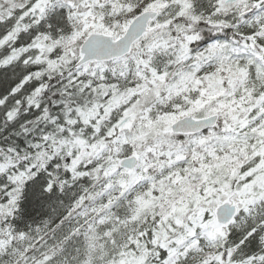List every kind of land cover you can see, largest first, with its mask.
<instances>
[{"label":"snow or ice","instance_id":"6c2138e0","mask_svg":"<svg viewBox=\"0 0 264 264\" xmlns=\"http://www.w3.org/2000/svg\"><path fill=\"white\" fill-rule=\"evenodd\" d=\"M0 264H264V0H0Z\"/></svg>","mask_w":264,"mask_h":264}]
</instances>
